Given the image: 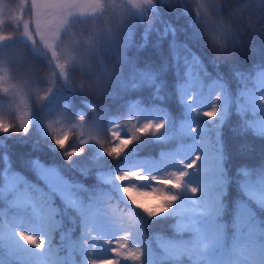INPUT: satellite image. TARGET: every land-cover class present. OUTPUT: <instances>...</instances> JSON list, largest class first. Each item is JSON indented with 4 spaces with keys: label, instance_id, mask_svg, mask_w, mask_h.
I'll use <instances>...</instances> for the list:
<instances>
[{
    "label": "trees",
    "instance_id": "obj_1",
    "mask_svg": "<svg viewBox=\"0 0 264 264\" xmlns=\"http://www.w3.org/2000/svg\"><path fill=\"white\" fill-rule=\"evenodd\" d=\"M24 1L0 0V41L4 40L0 45V117L13 123L19 117L31 119L27 134H0V262L88 264L94 257L108 258L110 244L103 243L107 225L91 210L108 191L131 232L128 250L142 247L144 264H208L210 255L161 262L160 245L169 239H189L175 232L177 217L172 213L188 205L192 215L187 219L191 220L203 207L205 195L219 190L213 184L205 191V185L217 176L224 181L217 222L225 226L230 243L235 213L245 199L241 169L253 172L257 179L264 169V137L255 128H244L245 120L258 126L264 114L238 111L241 93L255 91L258 76L264 72V0H166L152 25V14L145 13L141 19L124 0H100L97 14L72 19L59 37L53 60L65 66L64 79L52 56L34 51L21 37ZM200 4L208 9L207 15H197ZM165 23L175 31L166 34ZM193 55L200 62L197 69L190 68ZM217 93L221 111L223 97L230 100L222 123L219 115L209 120L191 111L208 110ZM181 94L193 96L192 103L182 102ZM79 116L84 117L83 125ZM161 119L165 127L156 137H139L116 159L105 155L96 140L83 146L78 142L80 137H97L107 146L110 130L127 136L132 124ZM49 123L70 130L73 137L67 147H82L81 155L66 158L52 142ZM116 124L122 127L113 129ZM190 148L203 155L198 170L191 169L185 178L191 186L195 178L202 179L204 190L196 197L180 192L169 213L152 219L119 198L115 175L130 171L122 169V164L140 161L153 166L154 175H161L172 171L180 154ZM215 168L218 172L211 170ZM41 169H55L69 185L79 186L74 187L77 207L55 200L58 225L52 228L47 224L48 188ZM104 170L111 173L110 183L99 178ZM12 175L25 182L20 185L26 201L22 208L13 205L15 196L6 187L5 177ZM125 183L138 186L140 181ZM192 199L197 204H190ZM200 223L208 226L207 217ZM82 228L100 237L94 257L91 250L85 258L78 248L69 247L70 241H80ZM21 230L44 236L45 249L25 244L15 235Z\"/></svg>",
    "mask_w": 264,
    "mask_h": 264
},
{
    "label": "snow or ice",
    "instance_id": "obj_2",
    "mask_svg": "<svg viewBox=\"0 0 264 264\" xmlns=\"http://www.w3.org/2000/svg\"><path fill=\"white\" fill-rule=\"evenodd\" d=\"M166 3V0H133L132 7L136 10L137 15L143 19L145 13L153 15V21L149 24H154L157 17L160 16L159 5ZM201 13L207 15L208 9L204 4H200ZM175 29L165 23V33ZM200 66V62L197 57L192 56L190 68L197 69ZM190 74V73H189ZM259 87L255 91L249 90L241 93L243 103L240 104L238 111L241 114L247 111L260 112L264 114V72L258 76ZM182 87V86H181ZM182 96V102L186 100L191 104L193 96ZM221 101L220 93H217L211 106L208 110L198 111L197 109H191L192 112L214 120L218 117L222 123L224 117L228 115L230 100L227 96L223 97V111H221L219 102ZM78 121L83 125L84 117L79 116ZM31 124L29 117H19L15 123L8 121L7 119L0 117V134H7L13 132L17 135L27 134ZM51 134L53 144L60 149L66 158L72 156L81 155L83 148L71 147L67 145L72 139L70 130L54 127L52 123L47 125ZM122 127L120 124L113 125V129H119ZM165 127V121L161 119L159 122L148 120L141 124H132L128 130L127 136H122L118 130H110L109 135L111 137L110 145L104 146L102 141H99L97 137H91L90 139H84L80 137L78 142L81 146L88 144L92 140H96L101 144V147L105 155L116 159L127 149V147L137 140L141 136H153L156 137L161 130ZM219 127V125H217ZM244 128H255L256 132L264 137V119H261L259 125L255 123L249 124L244 121ZM191 131H196L195 127ZM65 149H67L65 151ZM201 159L200 153L197 152L192 159L187 163H181L182 171L172 170L164 172L161 175H141L140 170L136 171H123L115 175V180L122 185L120 191L124 194L127 200L134 208L139 209L149 219L161 216L169 213L176 202L180 199L179 193H191V197H196L200 192V188L197 186H191L186 183L185 178L188 175V170H198L197 162ZM40 168L39 165H37ZM218 172V168L211 169ZM242 183L240 188L244 195V201H242L235 213V218L232 223V239L230 243L226 239L225 226L217 222V217L220 216L222 210L221 197L223 195L224 181L217 176L215 180L205 185V191L207 192L209 187L213 184L218 187L219 190L212 192L211 195H205V203L199 211L195 213L191 220L187 217L192 215L188 205L182 206L173 212V216L177 217L175 224V232L177 234H185L189 237L187 240H174L169 239L163 241L160 245L163 255L161 262L164 260L177 259L181 256H197L205 257L211 256L208 260V264H264V169H261L257 175L247 169H241ZM41 177L43 178L48 191L45 196L48 215L47 224L48 228H52L58 225L56 217L55 200L59 198L69 207H77L78 201L74 192V187L69 185L67 181L63 180L59 173L55 169L43 170L41 169ZM7 181L6 187L10 193L14 194L15 199L12 201L13 205L17 208L25 206L26 201L23 198L21 191L24 186V181L21 177L12 175L5 177ZM145 181L151 180L152 185L150 188L142 189L137 187L135 183H125V181ZM187 189V191H185ZM0 195H3L0 192ZM151 196L152 199H145ZM190 204H197V200L192 199ZM207 217L208 226H202L200 223L201 218ZM20 240L25 244L33 246L35 249L43 251L45 244L48 243L44 236L40 238L35 235H28L25 231L21 230L18 233ZM131 233H129V237ZM3 236L0 235V239ZM100 237L93 235L90 229H81V238L78 243L71 242L69 247L76 249L87 258L90 254L94 257L95 249L98 247L96 243ZM111 241L105 239L103 243L109 244ZM129 240L124 239L118 241L115 247H111L109 250L114 257L120 259H104L93 258L88 264H124L125 261H131L132 264H144V250L142 247H136L132 250H128ZM8 245L5 248L8 249ZM49 251H51V244H48ZM246 251L248 255H242ZM3 264V262H0Z\"/></svg>",
    "mask_w": 264,
    "mask_h": 264
},
{
    "label": "rangeland",
    "instance_id": "obj_3",
    "mask_svg": "<svg viewBox=\"0 0 264 264\" xmlns=\"http://www.w3.org/2000/svg\"><path fill=\"white\" fill-rule=\"evenodd\" d=\"M124 1L132 7L133 0ZM99 11L100 0H25L23 4V11L20 15V24L22 27L21 37L31 45L34 51L52 56V63L54 64L58 75L64 79L66 77L65 66L53 60L55 47L60 35L72 19L90 17L97 14ZM134 11L136 12L135 9ZM29 14L32 15L31 21L28 19ZM3 41L4 40L0 41V45ZM197 152V150L190 148L187 152L180 154L178 162L173 164L171 169L182 171L183 168L181 167V163L189 162ZM200 156L201 159L197 162V166L203 160V155L201 153ZM120 167L130 171L139 168L141 175L146 176H151L155 173L153 166H143L140 161L131 165L122 164ZM190 170L191 169L188 171ZM99 178L105 183H110L111 173L108 170H104L99 173ZM192 185L199 187L200 191L204 190V183L201 178L197 177L192 180ZM151 186H154L152 185V181L145 180L140 181V184L137 187L147 189ZM121 187L122 185L120 183L115 186L119 192V198L130 204L124 194L120 191ZM107 193L108 191H106L105 195L102 197L101 204L92 207L91 210L92 213L102 217L103 221L106 223L107 233L105 235V239L111 241L109 243L111 248L115 247L118 241H123L124 239L130 240L131 236L129 237V233L131 232L124 221L120 208L116 204L117 202L112 201ZM145 199L151 200L152 197L148 196ZM132 207L134 208V206ZM242 255L246 256L248 253L244 251ZM104 259L120 258L114 257L110 254L108 258ZM124 264L129 263L128 261H125Z\"/></svg>",
    "mask_w": 264,
    "mask_h": 264
},
{
    "label": "clouds",
    "instance_id": "obj_4",
    "mask_svg": "<svg viewBox=\"0 0 264 264\" xmlns=\"http://www.w3.org/2000/svg\"><path fill=\"white\" fill-rule=\"evenodd\" d=\"M221 43H223V42H221ZM221 52H222V53L224 52V49H223V48L221 49ZM215 55H216V54L214 53V56H215Z\"/></svg>",
    "mask_w": 264,
    "mask_h": 264
}]
</instances>
